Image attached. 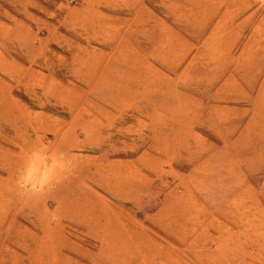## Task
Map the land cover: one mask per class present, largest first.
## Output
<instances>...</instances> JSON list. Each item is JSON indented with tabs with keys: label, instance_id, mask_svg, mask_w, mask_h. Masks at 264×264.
<instances>
[{
	"label": "rangeland",
	"instance_id": "1",
	"mask_svg": "<svg viewBox=\"0 0 264 264\" xmlns=\"http://www.w3.org/2000/svg\"><path fill=\"white\" fill-rule=\"evenodd\" d=\"M11 145L0 264H264V0H0Z\"/></svg>",
	"mask_w": 264,
	"mask_h": 264
},
{
	"label": "crops",
	"instance_id": "2",
	"mask_svg": "<svg viewBox=\"0 0 264 264\" xmlns=\"http://www.w3.org/2000/svg\"><path fill=\"white\" fill-rule=\"evenodd\" d=\"M26 15H27L28 19H34V20H37L38 19L36 16H34V15L28 13V12H27ZM17 22H18L17 25H20L19 27H22V25H24L20 21H17ZM163 47H164L163 45H159L158 50L159 51H162V48ZM205 47H208L209 48L210 46H205ZM223 49H224V53H226V52L229 53V51H230V47H228V46H224ZM173 50H175L174 47L171 48V51L172 52H173ZM240 57H241V55L238 56V57H236V56L230 57V59H231L230 61L232 63H234L233 66L235 68L238 66L237 63H238V60H240ZM11 64H16V63L11 62ZM228 64H230L229 61L220 63L219 64L220 70L223 69V68H225ZM235 73H239L238 70H235ZM219 77L220 76H218V75L215 78H212V79L209 77V80H215V79L217 80V79H219ZM34 91L36 93H38L36 95H41L43 97L44 96H46V97L52 96L51 95L52 92H54V94H53L54 96H67V93H68L67 90H62V89L61 90L60 89H58V90H50V89H43L42 88V89H36ZM47 103L50 104V101L48 100ZM60 106L63 107L61 104H60ZM105 111H107V110H105ZM61 112L62 111L58 112V114H62ZM103 112H104V110L101 111V113H103ZM47 116L44 117V120H43V123L42 124L40 122H34V121H32V122L31 121L26 122L24 124L25 128L27 129L26 134L29 133V132H31L32 130H35V129L39 133H41L43 131H46V130H51V131L54 130L53 133L55 134V140H56L55 143L59 145L61 143V140H62V135L66 132L67 129H72V128L78 127L79 129L82 130V127L83 126L80 125V124H78L77 121L76 122H70L69 125H68V127H67L65 120H62V118L53 117L54 115H51V114H49ZM93 118L96 119L95 117H91L90 119H93ZM108 124H110V123L107 122V121H104V125L103 124L101 125L97 120H95L93 123H90V126L91 125H95V128L96 129H105V130H107ZM28 139H29V136H27V138H24V141L25 142L23 144H26L27 143L25 146H23V150L26 151V152L22 151L24 154H28L32 150V148H33V145L31 143H28ZM59 149L60 148H58V147H54L53 148L54 152H58ZM39 150H40L39 152L44 151V149H42V147H40ZM2 155H6L5 163H4V161H2L3 160ZM1 157H2V159H1ZM11 158H14V159L16 158V153H15L14 147L12 145H11V148H6V149H4V148L1 147L0 148V171H1V173H2V170L7 172V169H5V167H6V165L9 162L8 160H10ZM17 159H19V158H17ZM22 159L24 160L26 158H22ZM11 162H13V161L10 160L9 163H11ZM58 162L61 163L60 164L61 165L60 167H63V169L61 171H60L59 168H57L58 170H55V169L51 170L50 169L51 171H49V174L48 175L42 176V178H38V179H36V181L33 182V183H35L34 184L35 186H44L45 189H44V192H42V193H47L48 190H47L46 187L49 184H51V183L57 184L59 182H62L65 179H66V182H67V176H68V174H67V171H66V168H67L66 167V164L62 163L60 160ZM37 165L38 164L35 161L34 168H36ZM19 169H20L19 168V163L17 162V165L16 166H12L10 173H7V175H5V177L3 179H1V175H0V194H1L0 201H3L2 200V197L4 196L3 195L4 193L9 192V191L14 192V191H18L19 190L18 187L16 186V183H15V174H16V172L19 171ZM8 183H10V185H11V190H9L8 187L7 188L5 187V185L8 186ZM13 187H15V188L13 189Z\"/></svg>",
	"mask_w": 264,
	"mask_h": 264
}]
</instances>
